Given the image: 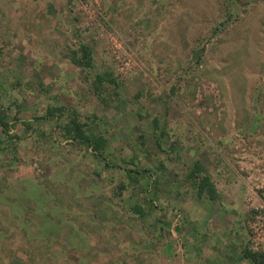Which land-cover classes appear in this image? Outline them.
Returning a JSON list of instances; mask_svg holds the SVG:
<instances>
[{"label":"rangeland","instance_id":"1","mask_svg":"<svg viewBox=\"0 0 264 264\" xmlns=\"http://www.w3.org/2000/svg\"><path fill=\"white\" fill-rule=\"evenodd\" d=\"M83 44L91 67L72 60ZM0 104L16 136L0 127V264L264 254V0H0Z\"/></svg>","mask_w":264,"mask_h":264},{"label":"trees","instance_id":"2","mask_svg":"<svg viewBox=\"0 0 264 264\" xmlns=\"http://www.w3.org/2000/svg\"><path fill=\"white\" fill-rule=\"evenodd\" d=\"M81 53L78 54V51L73 52L72 60L75 64L82 67H91L93 65V51L92 48L88 44L81 45V49L79 50ZM109 74H105L99 76L98 81L102 83L105 81ZM111 82H116L113 78L110 79ZM66 111H69L66 107H48L47 109V117L56 118L58 125L61 127L63 135L70 142H77L79 144L86 145L88 148L92 149L94 153L99 156H104V150L108 145V140L103 135H98L92 131L89 122L83 121L76 110H71L69 115H66ZM65 118V119H64ZM26 125L29 127L30 123L26 122ZM0 127H2L1 132L6 135V139L9 142V145L12 144L14 138H16L15 134H12L10 131L13 128L12 123H10V116L5 110V108L0 104ZM3 140L0 137V143ZM203 167L196 163L194 168L192 169V176L194 177L200 191L205 190L209 197L214 199L217 195V190L214 184L210 181L209 176H202L201 171ZM200 179V180H199ZM202 189V190H201ZM138 208V207H137ZM29 210V209H27ZM140 210V208H138ZM30 211V210H29ZM28 212V211H27ZM26 232V231H25ZM28 234V233H27ZM76 248V247H70ZM79 248V247H78ZM246 257L251 258L253 264H264V254L263 253H252L246 252ZM13 261L11 264L16 263V260H19L17 256H13ZM22 261V260H21Z\"/></svg>","mask_w":264,"mask_h":264}]
</instances>
